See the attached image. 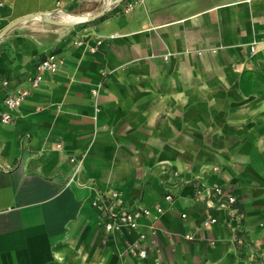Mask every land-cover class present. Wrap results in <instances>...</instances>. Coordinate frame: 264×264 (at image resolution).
Returning <instances> with one entry per match:
<instances>
[{"label": "crops", "instance_id": "crops-1", "mask_svg": "<svg viewBox=\"0 0 264 264\" xmlns=\"http://www.w3.org/2000/svg\"><path fill=\"white\" fill-rule=\"evenodd\" d=\"M21 1L2 0L0 31L56 2L95 18L47 42L30 24L0 40V109L48 53L62 59L0 124V264H264V0H144L130 13L125 0ZM70 158L81 165L67 183ZM214 186L234 209L211 201ZM112 192L164 209L154 234L141 227L143 260L134 233L103 228Z\"/></svg>", "mask_w": 264, "mask_h": 264}, {"label": "built area", "instance_id": "built-area-1", "mask_svg": "<svg viewBox=\"0 0 264 264\" xmlns=\"http://www.w3.org/2000/svg\"><path fill=\"white\" fill-rule=\"evenodd\" d=\"M144 0H125L121 2V10L125 13L133 12ZM3 6L2 0H0V8ZM59 13H68L60 2H56L55 10L47 13L53 19H59ZM82 40H77L75 44H81ZM101 45V40L95 41V44L89 46L90 52H93L98 46ZM250 52H254V49H250ZM62 59L57 52L48 53L41 61L36 63L34 72L29 80V84L25 88H15L8 93L3 99V109H0V124H8L13 120V112L18 109L25 99L31 94L33 90H36L44 82L46 74H54L58 71L61 65ZM8 83L5 81L4 85ZM70 164L72 172L67 179V183L74 180V176L80 172V161L76 158H70ZM172 177L176 180L172 184V190L168 191L164 199L168 202L174 200L177 187L179 186L178 173L172 171ZM211 201L220 206L234 209L236 203V197L226 192L221 186H214L210 188ZM164 209L158 205L152 209L140 206L139 204H124L119 200V194L112 192L103 203V228L107 233H134L136 238L132 244L131 250L135 251L136 255L140 259L147 257V234L141 231V227L146 222V226L150 233L156 232V222L163 214ZM182 218L186 215L182 214ZM217 220L213 217L202 221L201 226L209 227L214 225ZM185 237L188 240L192 239L190 234H186Z\"/></svg>", "mask_w": 264, "mask_h": 264}, {"label": "rangeland", "instance_id": "rangeland-1", "mask_svg": "<svg viewBox=\"0 0 264 264\" xmlns=\"http://www.w3.org/2000/svg\"><path fill=\"white\" fill-rule=\"evenodd\" d=\"M23 2L24 1L22 0L21 3ZM86 13H89V12H86ZM28 24L34 26L35 34L38 37V40L42 42L50 41V39L55 38L57 36L58 37L65 36L67 34L66 32H68L69 30H71L70 28H72V27L54 26V25L43 22V20L41 19L28 20V21L20 23L17 26L20 27V26H25ZM80 24H83V23H80Z\"/></svg>", "mask_w": 264, "mask_h": 264}, {"label": "water", "instance_id": "water-1", "mask_svg": "<svg viewBox=\"0 0 264 264\" xmlns=\"http://www.w3.org/2000/svg\"><path fill=\"white\" fill-rule=\"evenodd\" d=\"M123 0H117L116 2H121ZM111 5V3H110ZM109 5V6H110ZM109 8V7H108ZM103 12H101L100 14H102ZM37 17H42L43 22L54 25V26H61V27H74L80 23L86 22V21H90L92 19H94L95 17L89 18L88 20H84V21H76V22H63L62 20L59 19H53L50 16H48L45 13H40V14H34V15H30V16H24L21 18H18L16 20L11 21L7 26H5L1 31H0V40L5 36V34H7V32L13 28L14 26L28 21V20H33Z\"/></svg>", "mask_w": 264, "mask_h": 264}, {"label": "bare ground", "instance_id": "bare-ground-1", "mask_svg": "<svg viewBox=\"0 0 264 264\" xmlns=\"http://www.w3.org/2000/svg\"><path fill=\"white\" fill-rule=\"evenodd\" d=\"M89 18H91V14H77L76 15V14H68V13H59V20H62L63 22L84 21V20H88ZM35 19L42 20V17H37Z\"/></svg>", "mask_w": 264, "mask_h": 264}]
</instances>
